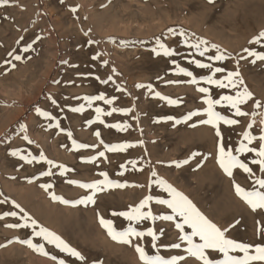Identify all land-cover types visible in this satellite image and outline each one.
I'll return each mask as SVG.
<instances>
[{
  "label": "rangeland",
  "instance_id": "1",
  "mask_svg": "<svg viewBox=\"0 0 264 264\" xmlns=\"http://www.w3.org/2000/svg\"><path fill=\"white\" fill-rule=\"evenodd\" d=\"M181 31L193 43L197 38L208 42L209 51L205 56L186 47ZM262 31L264 0H214L212 3L209 0H8L7 4H0V217H3L0 219V264H58L60 260L65 264H142L135 247L114 241L101 226L100 217L112 220L117 230H124L129 222L112 213L128 211L147 196L153 199L145 211L151 210L154 215L171 214L166 205L156 203L158 199L171 198L158 185V179L166 180L187 196L229 238L253 245L264 244L261 231L264 210L252 211L236 195L234 187L240 184L246 190H261L254 184L257 177L264 178L259 166L251 163L255 154L241 155L253 169V176L235 169L229 177L218 162L220 138L211 126L201 123L205 117L184 119L188 113L202 112L207 107L198 87H209L214 99L235 91L204 84L203 77L211 73L190 61L198 59L213 67H223L225 73H218L216 77L221 79L238 66L253 100L241 106L249 113L243 117H235L234 110L227 106H217L221 114L240 121L237 126L221 125L223 143L235 154L242 133L250 123L253 135L264 134L261 132L264 129V61L252 63L254 58L245 51L264 52V40L251 42ZM157 40L175 49L177 54L168 58L157 56L152 51L158 48ZM213 45L226 55L225 60L208 59L218 54ZM15 55H20L22 60H15ZM94 56L99 59L94 60ZM176 65L193 72L201 84L194 85L190 78L179 75ZM108 77H112L109 83L100 82ZM141 84H151L156 92L179 103L169 105L156 99L153 91L137 88ZM117 86L124 91H118ZM100 94L116 99L112 105L94 101L91 106L84 99ZM256 100L261 102L260 108L255 106ZM81 105L83 112L71 111ZM97 107L106 112L113 107L130 109V112L103 116L101 124L96 121ZM37 109L48 112L53 119L39 115ZM115 123L129 127L121 132L107 127ZM97 131L99 138L95 135ZM101 140L107 144L129 143L133 147L107 152ZM73 141L90 147L77 149ZM257 144L258 141L253 146ZM13 151L37 159L28 163L20 155L13 156ZM102 151L105 155L99 156ZM41 155L54 165L65 166L69 172L61 175L63 170L48 165L40 159ZM185 160L188 163L184 164ZM177 162L181 163L180 167H176ZM49 170L52 175H43ZM101 172H107L109 179L127 186L98 191L95 204L76 203L91 192L68 181L91 183L103 179ZM44 184L52 187L46 190L41 187ZM53 194L71 203L54 200ZM15 205L23 208L38 226L61 236L85 261H78L37 238L31 226L8 227L25 223L24 213ZM7 212L17 215L5 216ZM178 222H182L180 218L144 221L137 227L142 230L152 227L158 234L162 230L157 241L160 254L170 259L172 255L187 256L183 252L185 244L181 249L170 247L180 242V233L175 228ZM38 230L39 227L35 229ZM185 231L191 233L187 227ZM30 239L34 244L43 243L49 256L21 242ZM195 239L199 242L198 237ZM133 242L145 247L149 254H156L150 237ZM212 255L223 258L222 254ZM182 264L200 262L188 257Z\"/></svg>",
  "mask_w": 264,
  "mask_h": 264
},
{
  "label": "snow or ice",
  "instance_id": "2",
  "mask_svg": "<svg viewBox=\"0 0 264 264\" xmlns=\"http://www.w3.org/2000/svg\"><path fill=\"white\" fill-rule=\"evenodd\" d=\"M214 2V0H209V3ZM8 0H0V4H7ZM72 11H76V9H72ZM172 33H175V29L169 30ZM181 36H184L183 43L189 49H195L196 53L199 56L203 57L209 51L207 44L208 42L202 39L197 38L195 43L191 42L190 39L186 36V34L181 31L179 33ZM22 39V38H21ZM264 40V31L260 32L257 37H255L251 42L253 44L260 43ZM158 48H153L152 51L157 56H166L172 57L175 56L176 50L167 46L165 43L157 40ZM216 48L217 53L214 56H208L209 60L215 61H223L227 57L224 53L220 52L218 46L213 45ZM24 51H28V48H24ZM250 57H253L252 63H255L257 60L264 61V52H256L246 49ZM9 55H12L10 53ZM14 59L17 61L22 60L20 55H15ZM93 59H99V56H94ZM194 63L200 69H207L211 74L203 77V83L215 86L218 89H231L235 90L232 95H221L218 99H214L211 95L209 87H198V92L204 95L203 103L207 106L202 112H190L184 118L185 120H190L193 116L202 115L205 117L201 121L202 124L209 125L215 130V135L220 138L219 139V166L223 171L229 176H233V171L235 169H240L244 173H247L249 176H253L254 172L249 164L246 163L243 159H241V155L247 153H254L255 156L251 160V163L259 166V171L264 172V134L253 135L251 129L253 124L250 123L247 128L248 130L242 133V139L239 141V146L235 148V154L233 149L226 148L223 143V137L221 133V125L233 126L240 123L239 120L235 118H229V116L221 114L220 111L217 110V106H227L230 110H234L235 117H243L249 115L246 111L242 110V105L247 104L250 100H253V93L248 90L247 86L244 84V80L241 76V73L238 70L229 71L226 75H223V78H216L217 74L225 73V69L223 67H213L210 63H202L198 59H194L190 61ZM106 63V62H105ZM175 63V61H173ZM12 67H15L13 64ZM178 68V74L190 78V83L199 86L201 84V80L198 79L193 72L188 71L187 69L176 65ZM96 79H100L96 77ZM112 80V77H108L107 79L101 80L100 82L103 84L109 83ZM114 83V81H113ZM169 83H174L170 81ZM139 88L146 87L149 91H153L156 98L166 101L169 105H177L179 103L178 100H174L168 96L162 95L160 92H156L152 85H137ZM118 91H124L120 86H117ZM87 101L89 106L92 105L94 101H103L105 104L112 105L114 103V98H107L105 95L100 94L96 96H90L84 98ZM53 104H56V101H52ZM255 106L260 108L261 102L256 100L254 101ZM84 106L74 107L71 109L73 112H83ZM39 115L47 118L53 119L48 112L41 111L37 109ZM96 112V121L103 124L104 120L103 116H111L113 113H121L123 115H128L130 109L126 108H117L113 107L111 111H105L102 108L97 107L95 109ZM166 119L172 120L173 117H167ZM91 123V122H90ZM179 123V121H177ZM57 127L59 124L57 123ZM107 127L115 128L118 131H124L129 126L127 124L115 123L108 124ZM264 133V129L261 130ZM71 136V133H68ZM96 137H100V133L97 131L95 133ZM25 140L29 143L32 141L25 136ZM256 146L254 142H257ZM100 143L104 144V149L107 152H118L125 151L130 147H133L132 144L123 143V144H107L104 143L103 140ZM73 146L77 149L88 148L90 147L87 144H77L73 141ZM13 156L20 155V153L13 151L11 153ZM99 156H104L105 152H100ZM21 159L26 160L28 163H31L33 160L37 159L36 157H29L20 155ZM41 160H45L46 163L50 166H55L63 171L61 175L68 171V169L63 165H54V162L51 160H47L46 157L41 155ZM95 158H93L94 160ZM91 162V161H90ZM133 163V162H129ZM184 164L188 163L187 160L183 161ZM181 163L177 162L176 167H180ZM123 167V166H122ZM53 173L51 170L46 171L43 175L50 176ZM100 175L103 177L102 180H96L91 183H80L75 180H69L68 183L77 184L78 187L88 190L91 192L90 195H87L77 201L76 203L85 204L88 203L95 204V195L98 191H103L106 188L117 187L122 188L126 187V184H121L118 182H114L108 177L107 172H101ZM152 175L155 177L156 173L153 172ZM158 185L163 189L164 192L168 193L171 197L170 199H158L156 201L157 204L166 205L168 209H171V214L168 215H154L151 210L145 211L146 208L149 207L150 201L153 199L152 196L145 197L137 206L131 207L128 211L123 212H113V216H121L125 220L129 222L128 227L124 230H117L114 226V222L112 220H106L102 216L100 217V224L104 227L108 233V235L116 242L134 246L135 251L139 254V259L142 264H182L188 257L194 258L200 264H264V244H249L243 242H237L236 240L229 238L226 234L225 230H222L215 223L210 221L200 210L192 203V201L185 196L183 193L177 191L171 184H169L166 180L158 179ZM254 184L258 186L261 190H246L240 184H234L235 192L238 197H240L246 204L251 208L252 211L264 210V178L257 177L254 180ZM41 187L50 189L52 187L51 184H44ZM142 187V186H141ZM52 198L54 200H59L64 204L71 203L68 200L63 199L62 197H57L53 194ZM2 203V201H0ZM15 207L20 208L19 205H15ZM20 212L24 213V209L20 208ZM5 216H13L17 215L16 212H7L4 214ZM3 217H0L2 219ZM177 218H180L182 222L175 223V228L178 229L180 235L178 237V243H173L170 245L172 249H181L182 244H185L186 247L183 248V252L187 254L185 255H172L170 259H166L163 255L160 254V246L157 241L160 239V236L163 234L162 230L158 234L152 227H148L147 230H142L137 227L144 221H152L153 223L157 220L162 221H176ZM22 219L25 220L23 225L17 224H9L8 227L18 228V227H29L31 226L34 230V234L37 237L42 238L47 244L53 245L56 249H59L62 253H67L70 257H75L78 261L84 262L85 257L77 251L75 248L71 247L61 236L56 234L49 229L38 226L37 221L32 219L27 213H24ZM30 221V224L28 223ZM39 227L38 231L35 229ZM185 227L191 229V233L185 231ZM264 232V228L261 229ZM145 237L151 238V248L156 249V254H149V251L145 249V247L141 246L139 243L134 244V239L142 240ZM199 238V242H196L195 238ZM22 243L27 244L33 250L38 253L49 256V253L45 250V245L43 243L34 244L31 240L21 241ZM212 253H216L217 255L222 254V259L215 258ZM232 253H237V255H233ZM242 254V255H239ZM52 260H57L56 256L50 257ZM58 264H65V261L60 260Z\"/></svg>",
  "mask_w": 264,
  "mask_h": 264
},
{
  "label": "bare ground",
  "instance_id": "3",
  "mask_svg": "<svg viewBox=\"0 0 264 264\" xmlns=\"http://www.w3.org/2000/svg\"><path fill=\"white\" fill-rule=\"evenodd\" d=\"M83 1V0H82ZM81 2V1H80ZM116 2V1H115ZM160 3V2H159ZM204 3V2H203ZM109 4V3H108ZM112 6V5H111ZM89 7V6H88ZM92 7V6H91ZM146 7V6H145ZM93 8V7H92ZM127 8V7H126ZM86 9H88V8H86ZM86 9H85V11H86ZM107 9V8H106ZM125 9V8H124ZM140 9V8H139ZM190 10V9H189ZM181 11V10H180ZM88 12V11H87ZM141 12V11H140ZM162 12H163V10H162ZM89 13H91V12H89ZM148 13V12H147ZM161 13V12H160ZM127 14V13H126ZM91 15V14H90ZM92 15H93V13H92ZM125 15V14H124ZM149 15V14H148ZM158 16V15H157ZM110 17V16H109ZM124 17V16H123ZM140 17V16H139ZM167 17V16H166ZM64 18V17H63ZM62 18V19H63ZM81 18H83V17H81ZM164 18V17H163ZM141 20H142V18H141ZM190 20V19H189ZM79 21V20H78ZM28 22V21H27ZM105 22V21H104ZM84 23V22H83ZM89 23H90V21H89ZM163 24V23H162ZM161 24V25H162ZM74 25V24H73ZM78 25V24H77ZM112 25V24H111ZM116 25H117V23H116ZM144 25V24H143ZM167 25V24H166ZM216 25V24H215ZM81 26V25H80ZM92 26H94V25H92ZM106 26V25H105ZM108 26V25H107ZM180 26V25H179ZM74 27V26H73ZM109 27V26H108ZM143 27V26H142ZM79 28V27H78ZM81 28V27H80ZM84 28V27H83ZM99 28H101V27H99ZM99 28H97V29H99ZM138 28V27H137ZM188 28V27H187ZM85 29V28H84ZM96 29V28H95ZM116 29V28H115ZM22 30V29H21ZM80 30V29H79ZM100 30V29H99ZM103 30V29H102ZM75 31V30H74ZM113 31V30H112ZM94 32V31H93ZM114 32V31H113ZM116 32V31H115ZM185 32V31H184ZM208 32V31H207ZM95 33V32H94ZM107 33V32H106ZM180 33V32H179ZM102 34V33H101ZM81 35V34H80ZM86 35V34H85ZM99 35H100V33H99ZM103 35V34H102ZM204 36V35H203ZM114 37V36H113ZM93 38H96V37H93ZM117 38V37H116ZM109 39V38H108ZM161 39V38H160ZM81 40V39H80ZM153 40V39H152ZM151 40V41H152ZM115 41V40H114ZM155 41V40H154ZM157 43V42H156ZM228 44V43H227ZM172 45V44H171ZM118 46V45H117ZM177 53V52H176ZM185 57V56H184ZM168 58V57H167ZM233 58V57H232ZM205 60V59H204ZM7 61V60H6ZM178 62V61H177ZM187 62V61H186ZM34 63V62H33ZM233 66V65H232ZM240 67V66H239ZM23 68V67H22ZM185 68V67H184ZM236 68V67H235ZM243 68V67H242ZM18 69V68H17ZM24 69V68H23ZM13 70V69H12ZM241 70V69H240ZM246 71V70H245ZM24 73V72H23ZM18 74V73H17ZM28 76H30V75H28ZM27 77V76H26ZM132 82V81H131ZM135 84V83H134ZM133 86V85H132ZM127 88V87H126ZM138 88V87H137ZM131 89V88H130ZM129 89V90H130ZM133 89V88H132ZM196 89V88H195ZM135 90V89H134ZM223 90V89H222ZM136 91V90H135ZM188 92V91H187ZM145 99H147V98H145ZM157 99V98H156ZM138 100V99H137ZM136 100V101H137ZM201 100V99H200ZM132 101V100H131ZM137 103V102H136ZM133 104V103H132ZM139 104V103H138ZM248 106V105H247ZM110 109V108H109ZM231 115V114H230ZM115 116V115H114ZM121 117V116H120ZM123 117V116H122ZM116 118V117H115ZM122 119H124V118H122ZM121 119V120H122ZM132 119H134L133 117H132ZM113 120V119H112ZM129 120V119H128ZM237 126V125H236ZM121 132V131H120ZM123 137V136H122ZM124 139V138H123ZM131 139V138H130ZM127 140V139H126ZM121 141H123V140H121ZM112 142V141H111ZM218 153V152H217ZM218 157V156H217ZM73 170V169H72ZM69 172V171H68ZM74 172V171H73ZM56 176H58V175H56ZM13 178V177H12ZM9 179V178H8ZM13 180V179H12ZM43 189V188H42ZM18 190V189H17ZM12 191V190H11ZM44 191V190H43ZM50 191V190H49ZM32 192V191H31ZM45 192V191H44ZM18 193V192H17ZM51 193V192H50ZM31 195H32V193H30ZM45 194V193H44ZM39 195V194H38ZM36 197H38L37 195H35ZM40 196V195H39ZM44 197H48V196H44ZM31 198H33L32 196H31ZM31 200H33V199H31ZM45 201V200H44ZM43 201V199H42V202H44ZM50 203V202H49ZM45 204H46V202H45ZM46 205H48V204H46ZM49 208V207H48ZM68 208V207H67ZM31 214V213H30ZM32 216V215H31ZM48 226V225H47ZM8 229V228H7ZM6 229V230H7ZM5 230V229H4ZM9 232V231H8ZM7 232V233H8ZM38 238V237H37ZM26 239V238H25ZM32 239V238H31ZM30 239V240H31ZM32 241V240H31ZM113 242V241H112ZM114 244H115V242H114ZM113 244V245H114ZM93 247V246H92ZM118 249V248H117ZM120 249V248H119ZM10 251V250H9ZM57 252V251H56ZM38 254V253H37ZM39 255V254H38ZM36 256V255H35ZM62 256V255H61ZM64 257V256H63ZM106 257V256H105ZM35 259V258H34ZM29 260V259H28ZM76 260V259H75ZM104 261V260H103ZM29 264V263H28ZM104 264V263H103ZM109 264V263H108Z\"/></svg>",
  "mask_w": 264,
  "mask_h": 264
}]
</instances>
